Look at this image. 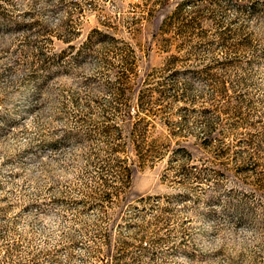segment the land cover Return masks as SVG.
I'll return each instance as SVG.
<instances>
[{
  "label": "rangeland",
  "instance_id": "obj_1",
  "mask_svg": "<svg viewBox=\"0 0 264 264\" xmlns=\"http://www.w3.org/2000/svg\"><path fill=\"white\" fill-rule=\"evenodd\" d=\"M0 264H264V0H0Z\"/></svg>",
  "mask_w": 264,
  "mask_h": 264
}]
</instances>
